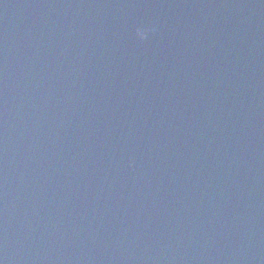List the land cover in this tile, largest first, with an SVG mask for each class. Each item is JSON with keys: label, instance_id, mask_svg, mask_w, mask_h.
<instances>
[{"label": "water", "instance_id": "water-1", "mask_svg": "<svg viewBox=\"0 0 264 264\" xmlns=\"http://www.w3.org/2000/svg\"><path fill=\"white\" fill-rule=\"evenodd\" d=\"M0 264H264V0H0Z\"/></svg>", "mask_w": 264, "mask_h": 264}, {"label": "clouds", "instance_id": "clouds-1", "mask_svg": "<svg viewBox=\"0 0 264 264\" xmlns=\"http://www.w3.org/2000/svg\"><path fill=\"white\" fill-rule=\"evenodd\" d=\"M137 36L143 40L147 38V31L141 28H137Z\"/></svg>", "mask_w": 264, "mask_h": 264}]
</instances>
